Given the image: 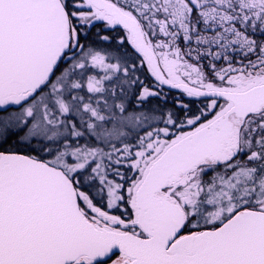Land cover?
Instances as JSON below:
<instances>
[{"label":"snow or ice","instance_id":"6c2138e0","mask_svg":"<svg viewBox=\"0 0 264 264\" xmlns=\"http://www.w3.org/2000/svg\"><path fill=\"white\" fill-rule=\"evenodd\" d=\"M0 264H264V0H0Z\"/></svg>","mask_w":264,"mask_h":264}]
</instances>
